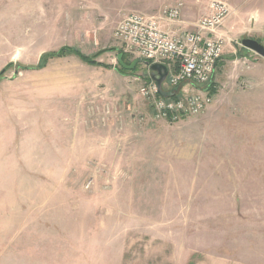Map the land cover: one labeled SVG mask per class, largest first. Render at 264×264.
Here are the masks:
<instances>
[{"label":"rangeland","instance_id":"374dc122","mask_svg":"<svg viewBox=\"0 0 264 264\" xmlns=\"http://www.w3.org/2000/svg\"><path fill=\"white\" fill-rule=\"evenodd\" d=\"M175 1L0 0V72L114 49L0 78V264H264V58L241 46L264 44V0H219L212 103L167 123L139 94L144 61L119 66L114 32ZM209 1L183 0L182 19Z\"/></svg>","mask_w":264,"mask_h":264},{"label":"built area","instance_id":"2783aa9c","mask_svg":"<svg viewBox=\"0 0 264 264\" xmlns=\"http://www.w3.org/2000/svg\"><path fill=\"white\" fill-rule=\"evenodd\" d=\"M184 8L183 0H176L157 16L130 13L119 21L114 32L124 55L149 64L174 67L167 77L169 89L185 84L210 83L224 50V41L217 30L230 14L228 5L219 0L209 1L205 14L195 22L193 31L165 30L164 25L182 23ZM183 91L179 98L165 99L159 96L156 84L147 81L139 94L150 103L153 119L167 123L198 116L212 103V97L205 90Z\"/></svg>","mask_w":264,"mask_h":264},{"label":"water","instance_id":"95a60500","mask_svg":"<svg viewBox=\"0 0 264 264\" xmlns=\"http://www.w3.org/2000/svg\"><path fill=\"white\" fill-rule=\"evenodd\" d=\"M241 46L244 47L245 49L255 53L256 55L264 58V46L262 44H260L259 42H257L256 40L243 39L241 41ZM108 51H114V49L101 50L98 53H96L93 58H96L97 56L104 54ZM122 58H123V54L120 53V54L116 55V59H117L119 66L123 70H127V71H132L137 66V64L142 62L141 59L136 58L129 65H126L122 61ZM145 65L148 66V68L150 70L151 80L156 84L159 96L162 98H165V99L173 97L174 93H176L179 90V87H177V86L173 87L170 91H167V92H164L162 89V84L164 83V81L168 75L167 67L164 64L149 65L148 62H146Z\"/></svg>","mask_w":264,"mask_h":264},{"label":"trees","instance_id":"16d2710c","mask_svg":"<svg viewBox=\"0 0 264 264\" xmlns=\"http://www.w3.org/2000/svg\"><path fill=\"white\" fill-rule=\"evenodd\" d=\"M69 54H73V55L77 56L80 60H82L83 62H85V63H87L89 65H96V63L93 61L94 60L93 58L81 56V54H79L78 51H76L74 49H71V48H60L59 50H57L55 52H49V53L44 54L41 57L40 62L35 67H22L21 65H15L14 66L12 63L11 64H8L3 69V71L0 72V78L10 68H13L14 67L16 70L17 69H22V70H27V69H31V70L34 69L35 70V69H37V70H39V69L43 68L46 65V63L49 62L50 60H52V59H60V58H63L65 56L69 55ZM121 54H123L122 51H121ZM124 57H126V55L123 54V58ZM220 59L217 62L216 67L220 64L219 63L220 62ZM144 63H146V61H144ZM104 67L109 68L107 66H104ZM182 88H183V85H180L179 90H181ZM205 90L207 91V94L210 97H214V95H215V88H214V85L211 82V80H210V83L206 84ZM172 99H174V98H172Z\"/></svg>","mask_w":264,"mask_h":264},{"label":"crops","instance_id":"0c3cea01","mask_svg":"<svg viewBox=\"0 0 264 264\" xmlns=\"http://www.w3.org/2000/svg\"><path fill=\"white\" fill-rule=\"evenodd\" d=\"M163 28L165 30L174 31V32H177V31H192V30H194V24L193 23L189 24V23H187L186 21H184L182 19V23L181 24L164 25ZM164 65L167 67L168 75H169V69H170V72H173L175 70L174 67L171 68L170 65H167V64H164ZM168 75H167V77H168ZM167 77H166V79L164 81V83H166V90H171V89L168 88Z\"/></svg>","mask_w":264,"mask_h":264},{"label":"flooded vegetation","instance_id":"af4514ba","mask_svg":"<svg viewBox=\"0 0 264 264\" xmlns=\"http://www.w3.org/2000/svg\"><path fill=\"white\" fill-rule=\"evenodd\" d=\"M257 42H258V41H257ZM263 45H264V44H263ZM125 58H126V57L122 58V61H123L126 65H129L130 63L126 62V61H125ZM163 91H164V92H167V91H170V90H163Z\"/></svg>","mask_w":264,"mask_h":264}]
</instances>
